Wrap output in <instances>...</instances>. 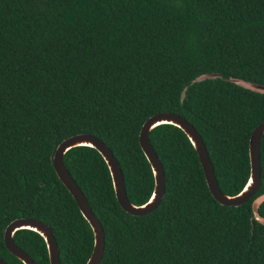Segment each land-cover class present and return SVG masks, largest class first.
Instances as JSON below:
<instances>
[{
	"label": "trees",
	"instance_id": "trees-1",
	"mask_svg": "<svg viewBox=\"0 0 264 264\" xmlns=\"http://www.w3.org/2000/svg\"><path fill=\"white\" fill-rule=\"evenodd\" d=\"M207 72L219 75L194 80ZM231 77L264 84V0H0V256L24 264L3 231L30 216L52 228L61 264L88 259L92 228L52 164L57 144L77 132L108 144L128 198L140 204L154 187L141 124L178 112L202 136L221 190L237 193L249 177L264 93ZM149 139L165 193L142 215L120 206L97 149L64 153L104 229L98 264H264V223L252 210L264 192V132L260 187L239 205L213 197L180 127L159 124ZM258 211L264 216V200ZM13 239L37 264H50L38 232L17 229Z\"/></svg>",
	"mask_w": 264,
	"mask_h": 264
},
{
	"label": "water",
	"instance_id": "water-1",
	"mask_svg": "<svg viewBox=\"0 0 264 264\" xmlns=\"http://www.w3.org/2000/svg\"><path fill=\"white\" fill-rule=\"evenodd\" d=\"M218 75V72L202 73L196 76L194 80ZM230 80L243 85L244 87L264 93V84L262 83L239 77H231ZM184 93L185 89L182 91L181 96H184ZM162 123L174 124L180 127L188 136L199 157L207 186L213 197L219 203L225 205H239L253 196L260 187V139L264 132V120L260 121L252 129L249 136V177L244 186L237 193L228 194L222 191L218 185L214 167L209 157L205 142L199 131L189 120L178 112L169 110L158 111L148 116L142 122L139 130V144L151 166L154 177V187L148 199L140 204L133 203L128 198L120 164L108 144L90 132L83 131L71 134L63 138L57 144L52 156V164L58 178L72 194L81 213L86 218L93 231V248L84 264L99 263L104 252L105 234L100 220L93 212L83 191L68 170L64 162V153L67 149L76 145H88L97 149L107 163L112 178L115 196L120 206L131 214L142 215L155 209L165 193V172L163 164L155 149L152 147L149 139L150 130ZM263 200L264 192L257 195L252 200L253 216L261 223H264V216L259 213L258 207ZM21 228H27L38 232L45 240L50 264H61L59 259V249L52 228L47 222L30 216L15 217L11 219L4 228V244L12 254L18 257L24 264H37L31 254L18 246L13 239L14 232ZM0 264H8V262L4 257L0 256Z\"/></svg>",
	"mask_w": 264,
	"mask_h": 264
}]
</instances>
